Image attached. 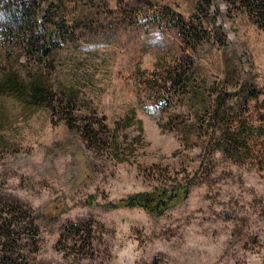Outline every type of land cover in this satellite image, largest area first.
Wrapping results in <instances>:
<instances>
[{
  "label": "rangeland",
  "instance_id": "obj_1",
  "mask_svg": "<svg viewBox=\"0 0 264 264\" xmlns=\"http://www.w3.org/2000/svg\"><path fill=\"white\" fill-rule=\"evenodd\" d=\"M0 264H264V0L0 21Z\"/></svg>",
  "mask_w": 264,
  "mask_h": 264
},
{
  "label": "trees",
  "instance_id": "obj_2",
  "mask_svg": "<svg viewBox=\"0 0 264 264\" xmlns=\"http://www.w3.org/2000/svg\"><path fill=\"white\" fill-rule=\"evenodd\" d=\"M61 0H0V21H7L9 30L14 32L21 24H26L28 21H45L48 18L51 8L54 4L60 3ZM75 21V19H74ZM190 34L186 32L187 36ZM31 37V34L29 38ZM187 38L184 37V42ZM179 80V79H178ZM172 83L175 85L177 81L172 79ZM40 90L37 86L34 91ZM218 102V96L216 97ZM219 111V107H216L215 114ZM227 129V128H226ZM234 133H228V130L222 131V145L220 148L224 152H229L227 146L229 143H234ZM187 184L173 187L172 190L160 189L157 191V195L153 196L152 192L138 193L129 197L120 199L114 206H141L157 214H162L165 209L169 206L174 198H176L180 192H187Z\"/></svg>",
  "mask_w": 264,
  "mask_h": 264
},
{
  "label": "bare ground",
  "instance_id": "obj_3",
  "mask_svg": "<svg viewBox=\"0 0 264 264\" xmlns=\"http://www.w3.org/2000/svg\"><path fill=\"white\" fill-rule=\"evenodd\" d=\"M56 263V262H55Z\"/></svg>",
  "mask_w": 264,
  "mask_h": 264
}]
</instances>
